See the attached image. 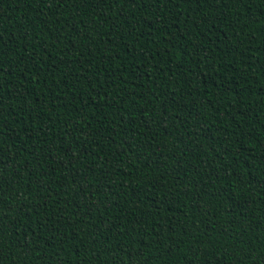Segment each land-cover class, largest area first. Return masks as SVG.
I'll use <instances>...</instances> for the list:
<instances>
[{
    "label": "trees",
    "instance_id": "trees-1",
    "mask_svg": "<svg viewBox=\"0 0 264 264\" xmlns=\"http://www.w3.org/2000/svg\"><path fill=\"white\" fill-rule=\"evenodd\" d=\"M0 264H264V0H0Z\"/></svg>",
    "mask_w": 264,
    "mask_h": 264
}]
</instances>
